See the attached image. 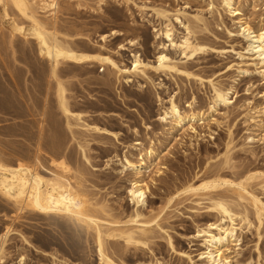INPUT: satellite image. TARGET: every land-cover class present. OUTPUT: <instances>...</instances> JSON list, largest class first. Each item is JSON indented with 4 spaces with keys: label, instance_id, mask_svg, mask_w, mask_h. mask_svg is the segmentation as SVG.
<instances>
[{
    "label": "rangeland",
    "instance_id": "rangeland-1",
    "mask_svg": "<svg viewBox=\"0 0 264 264\" xmlns=\"http://www.w3.org/2000/svg\"><path fill=\"white\" fill-rule=\"evenodd\" d=\"M57 1L59 12L62 10L59 20L71 32L80 30V33H90L92 42L98 45L104 44L101 41L102 35L111 34L114 30L124 32V37L109 39L107 47L112 51H117L118 44L136 42L133 47L128 45L129 50L122 51L117 58L120 64L128 67L134 59L132 55L136 53L143 60L153 61L159 52L162 41L156 39L154 29L160 28L161 21L154 9L164 7L174 12L183 11L189 17L200 15L207 22L208 30H198L196 35L214 50L199 55L195 60L181 62H189V67L192 66L190 70L205 80L204 86L196 80H185L181 76L180 79L177 74L163 76L155 73L149 74L152 81L131 77L132 82L121 79L120 83L107 67L99 64L91 67L65 65L62 71L65 72L63 78L68 82L67 88L73 97L71 101L75 111L87 112L90 114L88 116L92 115L88 117V122L118 136L86 134L84 137V133L83 137L91 143L88 148L91 164L84 163L80 150L72 146L74 154L68 163L72 169L71 175L74 177L78 172L77 176L83 175L82 187L91 201L106 203L112 215L110 220L122 223L115 227H140V224L128 223L137 214L141 215L139 221L151 222L147 226L153 230L151 249L128 248L119 238H116L117 241L108 239L107 248L111 258L118 264H212L207 254L214 248L208 242L210 235H206V231L218 235V226L228 227L230 222L209 210L211 203L206 200L208 197L186 195L182 189L195 179L196 185H201L217 171L228 178L248 171L264 172V67L255 59L256 55L249 51L247 33L242 28L245 22L253 27L263 25L264 0H237V9L242 11L243 16L226 13L219 6V0L215 4L218 9L214 10L210 0H105L102 4H99L100 0H88L86 8H77L75 0ZM143 5L148 7L141 9ZM1 13L2 10L0 33L7 37L11 34L12 26L2 22ZM83 23L89 25L86 30H83ZM177 30L178 35L184 32L179 24ZM83 44L79 45L82 52ZM23 46L17 48V67L20 69V72L17 71V86L10 77L15 69L10 48L7 47L8 66L4 68L0 62V78L4 75L7 93L15 95L22 106L26 102L32 105V101L41 100L43 107L36 109L37 114L44 111L46 99H50L52 103L48 106H53L55 122L62 121L55 107L54 85L49 83L48 77H40L38 74L45 62L35 59V55L30 52V44ZM21 49L27 51L29 60L22 55ZM46 67L49 68L48 65ZM245 70L247 74L243 72ZM27 72L30 75H26ZM215 84L216 87L220 85L224 89H231L233 102L228 108L221 106L215 115H206L203 121L195 122L194 130L187 125L183 130L173 131L171 119L167 122L161 120L170 109L172 101L184 110L190 109L189 105L194 102L196 109L206 112L213 105ZM6 118L8 121L0 122V126L19 122L13 114H8ZM39 118L37 116L35 119ZM1 132L0 147H9V141L24 140L8 138ZM137 142L142 143L137 148L143 151L151 146L158 149L155 161L142 176L149 190L146 204L139 207L132 201L130 194L137 177L133 171L123 172L125 156L136 159L140 154L134 149ZM60 159L57 158L58 161ZM49 167L42 170L46 177H51V170H54L51 165ZM253 184L252 191L264 201L263 180ZM225 188L226 193L224 189H220L224 193L219 190L216 192L224 195L233 208L252 211L248 202H240L232 190ZM178 192L183 194L178 197ZM6 203L0 195V247L5 242L1 264H103L93 238L95 232L89 231L76 218L52 216L48 221L35 217L29 211L16 214V207ZM252 220L255 225L251 231L245 227L243 232L238 231V243L226 244L224 250L228 251L225 254L232 258L234 264H264V227L256 230L258 223L254 217ZM7 228L12 232L5 239L3 236Z\"/></svg>",
    "mask_w": 264,
    "mask_h": 264
},
{
    "label": "bare ground",
    "instance_id": "bare-ground-1",
    "mask_svg": "<svg viewBox=\"0 0 264 264\" xmlns=\"http://www.w3.org/2000/svg\"><path fill=\"white\" fill-rule=\"evenodd\" d=\"M75 1L77 2L75 3L77 8H86L89 5L87 3L88 0ZM104 1L100 0L99 4H102ZM219 1L220 5H218L226 13L229 12L233 15L243 16L242 11L239 8L237 9V5H239L237 0ZM216 2L218 1L210 0V6L213 7V10L214 8L218 9V6L215 7ZM147 7L143 5L140 8L145 9ZM0 10H2V22L11 24L12 26L11 34L7 37L5 34L2 33L1 35L0 33V62L2 66L4 68L8 66L7 51L10 48L11 58L13 60L12 66H15L14 71H10V77H12L11 81L14 85L17 86L19 77L17 71L20 72V69L17 67V58L19 57V50L17 48L20 45L30 44V47H32L30 52L35 55V59L37 58L39 62L43 61L46 63H41L42 65L38 70V74L40 77H48L49 83L54 85L55 107L62 117V121L55 122V114L52 112L53 106H48L52 103L50 99H46L45 109L42 113L39 111L40 114H37L38 110L36 109L43 107L41 100L37 99V101L33 102L30 99L32 105L26 102V105L22 106L15 95L13 96V94L7 93V84L2 74L3 77L0 78V122H7L8 119L6 117L8 114H13L18 117L19 122L9 126H0V130L3 132V136L24 140H21L23 143L18 140L9 141L7 143L10 144L9 147L3 145L0 147V195L7 203H12L16 207V214H24L25 211H29L28 213H33L35 217L39 216L48 221L52 216L69 219L74 217L79 222L85 224L89 231L92 230L95 232V236L93 237L95 240H93L96 242L100 261L103 264H118L108 253V239H113L114 241L116 238H119L125 242L128 248L133 247L138 250L140 247H146L151 249V234L153 230L147 227L151 222L139 221L138 219L141 218V215L137 214L135 218L131 217L132 219H129L130 221L128 223L140 224V227H115L120 222L110 220L112 215L107 209L106 203H93L89 198L90 196L85 192L86 190H83V175L77 176L79 172H75L77 174L74 177L71 175L72 169L68 163H70L69 160L73 158L74 154L72 152V146H77L80 150L84 163L91 164L88 153V148L91 143L84 138L87 136L86 134H89V136L94 134L112 135L115 138L118 136L106 128L88 122V117L90 118L92 115L88 116L90 114L87 112L75 111V107L72 104L73 101H71L73 97H71L72 95H70L71 93L67 88L68 82L65 80L66 78H63L65 72L63 73L62 68L65 65L91 67L99 64L101 67H107L120 83L121 79L124 82H132L131 77H142L143 79L152 81L149 74L155 73L163 76L177 74L179 78L181 76L182 79L185 77V80L186 78L188 80H196L204 86L205 80L190 70L192 66L189 67V62H185L186 64L181 62L182 60H195L199 55L214 50L206 41L205 43L204 40H199L196 35L198 30H208L207 22L200 15L189 17L183 11L174 12L164 7L154 9L156 16L161 21L160 28L154 29L156 39L162 41L159 52L153 61L143 60L141 55L136 53L132 55L134 59L131 66L128 67L120 64L117 58L121 56L120 53L122 51L129 50L127 49L128 45L133 47L136 42L128 41L127 45L122 43L118 44L117 51H112L107 47L109 39L124 37V32L114 30L111 34L102 35L101 41L104 43L102 45L92 42L90 33H88L89 35L87 33H80V30L78 32H71V29L67 28L61 19L59 20V13L62 10L59 12L57 0H0ZM49 13L50 15L48 16L47 14ZM178 24L183 28V34H177ZM262 24V26L253 27L250 23L245 22L242 28L247 33L249 51L256 55L255 59L259 60L264 67V20ZM82 25L85 26V28L82 27L83 30H86L89 26L85 23ZM75 26L77 28V25ZM81 43H85L82 47H84V50H89L90 52H84V50L82 52L79 47ZM90 45L94 48L90 47ZM21 52L28 60L30 59L26 53L27 51L25 52L21 49ZM16 56L18 57L16 58ZM243 72L245 74L248 73L247 70ZM28 73L26 75H30ZM22 74L23 78H25L24 73ZM19 81L21 82L20 79ZM230 90L224 89L220 85L216 87L215 84L213 105H210L206 112L202 109H196V106H193L194 102L189 105L188 108L190 109L184 110L172 101L170 109L165 112V116L163 118L161 117V120L163 119L167 122L171 119L172 121L170 120V123H172L173 131L183 130L187 125L191 126L194 130L195 127L193 124L195 122L203 121L206 115H215L214 113L218 112L217 110L221 106L227 108L230 106L231 102H233L232 97H230ZM34 107L35 109L33 110ZM261 111L263 112V110ZM37 116L40 117L38 120L35 119ZM54 122L56 123L55 125ZM137 146H142V143L137 142L134 146V149L136 148L140 154L136 159L125 156L123 172L133 171L137 177L132 184L130 194L132 201L139 207L146 204V195L149 190L148 184H146L142 176L144 171L149 169V166L155 161L158 155V149L151 146L149 149L143 151L142 148L138 149ZM57 158L61 159L58 161ZM46 163H49L54 169L51 170V177H46L42 171L49 167ZM217 172L216 174H211V179L204 182L201 181L202 184L199 186L194 182L196 179L192 182L189 181V183L184 185V189L182 190L186 195L191 194L192 196L208 197L206 200H209V203H211L208 206L210 208L209 210L215 211L222 218L229 220L230 225L228 227L218 226V235L211 233V231H206V235H210L208 242L214 248L207 256L212 264H234L231 260L232 258L225 254L228 251L224 250L226 244L238 243L240 237H238V231L243 232L245 228L251 231L255 225L254 219L252 220L253 217L258 223L256 230H262L261 227H264V201L251 189L255 181L261 179L264 182V172L248 171L245 174L235 175L233 178H228L227 175H221ZM258 186H261V184ZM225 187L229 188V191L232 190L240 202H248L247 205L249 204L252 209L250 211L251 213L245 207L243 211H239L235 207L233 208V205L226 197L220 194L224 193L220 189L223 188L225 191ZM218 190L220 193L216 192ZM180 194L183 193L181 192ZM180 194L178 192V197ZM236 205L238 206V203ZM251 214L253 215L252 218ZM11 232L10 228H7V233L3 237L5 239L8 238ZM4 246L5 242L0 247V264L5 254ZM158 264L162 263L159 262Z\"/></svg>",
    "mask_w": 264,
    "mask_h": 264
}]
</instances>
